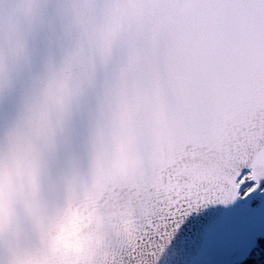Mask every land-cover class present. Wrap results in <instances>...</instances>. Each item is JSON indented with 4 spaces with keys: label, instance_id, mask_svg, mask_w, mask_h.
Returning <instances> with one entry per match:
<instances>
[{
    "label": "snow or ice",
    "instance_id": "snow-or-ice-1",
    "mask_svg": "<svg viewBox=\"0 0 264 264\" xmlns=\"http://www.w3.org/2000/svg\"><path fill=\"white\" fill-rule=\"evenodd\" d=\"M80 192L122 264H264V0H0V236Z\"/></svg>",
    "mask_w": 264,
    "mask_h": 264
},
{
    "label": "clouds",
    "instance_id": "clouds-1",
    "mask_svg": "<svg viewBox=\"0 0 264 264\" xmlns=\"http://www.w3.org/2000/svg\"><path fill=\"white\" fill-rule=\"evenodd\" d=\"M66 178L70 181L72 174ZM40 222L46 227L37 241L25 229L12 247L0 236V264H122V253L142 227L136 202L86 192L66 203L55 219L41 216Z\"/></svg>",
    "mask_w": 264,
    "mask_h": 264
}]
</instances>
